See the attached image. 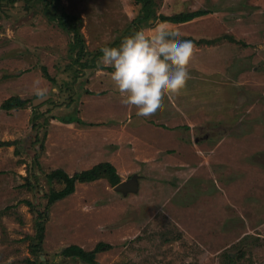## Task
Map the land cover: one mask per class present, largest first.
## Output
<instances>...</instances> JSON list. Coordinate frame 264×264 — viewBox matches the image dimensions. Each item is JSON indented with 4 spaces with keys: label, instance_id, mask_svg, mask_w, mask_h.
<instances>
[{
    "label": "rangeland",
    "instance_id": "374dc122",
    "mask_svg": "<svg viewBox=\"0 0 264 264\" xmlns=\"http://www.w3.org/2000/svg\"><path fill=\"white\" fill-rule=\"evenodd\" d=\"M44 6L0 0V264H87L62 249L99 242L112 246L101 264H264V0L154 1L158 15L210 13L142 26L151 36L163 24L195 45L190 79L152 118L121 103L114 69L100 63L102 48L138 31L141 4ZM13 95L27 104L2 109ZM69 116L93 125L61 121ZM103 161L122 181L138 175V191L77 183L50 207L34 253L48 195L63 186L48 173Z\"/></svg>",
    "mask_w": 264,
    "mask_h": 264
},
{
    "label": "clouds",
    "instance_id": "9594fccd",
    "mask_svg": "<svg viewBox=\"0 0 264 264\" xmlns=\"http://www.w3.org/2000/svg\"><path fill=\"white\" fill-rule=\"evenodd\" d=\"M125 37L119 47H104L100 63L111 67V80L121 103L134 106L138 117L152 118L164 108L166 93H178L188 79L195 45L180 33L156 25ZM42 94V93H41Z\"/></svg>",
    "mask_w": 264,
    "mask_h": 264
},
{
    "label": "trees",
    "instance_id": "16d2710c",
    "mask_svg": "<svg viewBox=\"0 0 264 264\" xmlns=\"http://www.w3.org/2000/svg\"><path fill=\"white\" fill-rule=\"evenodd\" d=\"M4 1V0H2ZM37 3H41L44 6V9H49L50 7H56L58 5L59 0H31ZM138 4H141V10L139 15L136 17L135 24L138 25V29L140 30L143 25H150L151 19L160 20L162 22H170L174 24H181L186 23L189 21L194 20L195 18L205 16L209 14L210 12L206 9H199L195 11L190 12H180L174 15H165V14H157L155 8H154V1L155 0H135ZM46 3V4H45ZM49 4V5H48ZM50 14V13H49ZM50 18L59 19L61 21V25L63 27H66L68 22H71L73 24L75 23L76 17L70 16L67 13H63L61 16H57L55 14H50ZM173 31V30H169ZM77 36H79L78 31H74ZM136 32V31H135ZM182 40H187V38L180 35L179 37ZM43 75L45 78H47L49 81L55 82V79L49 74L47 68L43 67ZM27 100L21 98L18 95H13L7 98L1 105V108L7 111L19 109L24 107L27 104ZM61 121L66 123H79L82 125H93V123H87L83 119L75 116H69L66 118L61 119ZM6 144H9L6 142ZM48 178L50 180H57L62 184V188L58 190H51V192L48 195V202L46 205V210L42 214H40V220L38 223H36V235L35 240L31 247L32 251L34 253L39 252V249H41V246L43 244L44 238H45V231L46 226L45 222L49 219V211L50 207L55 204L56 202L68 197L76 190V184L77 183H89L92 181H96L99 179H108L110 184L112 186L117 185L122 181L120 174L117 171V168L114 166L113 163L110 161H103L100 162L91 168L76 171L74 174H69L67 171H65L62 168H57L52 170L50 173H48ZM30 204V203H28ZM112 246L106 242H99L96 244V246L92 250H85L83 247L72 244L64 247L61 251V254L65 257H77L80 260L86 262L87 264H101L98 260V255L102 252H105L107 250H110ZM231 259V257L229 256ZM44 264V263H41Z\"/></svg>",
    "mask_w": 264,
    "mask_h": 264
},
{
    "label": "water",
    "instance_id": "95a60500",
    "mask_svg": "<svg viewBox=\"0 0 264 264\" xmlns=\"http://www.w3.org/2000/svg\"><path fill=\"white\" fill-rule=\"evenodd\" d=\"M47 97H42V98H38L35 103H39L42 102L46 99ZM114 189L116 191L119 192H135L138 191L139 189V181H138V175H134L131 179L127 180V181H121L120 183H118L117 185L114 186Z\"/></svg>",
    "mask_w": 264,
    "mask_h": 264
}]
</instances>
